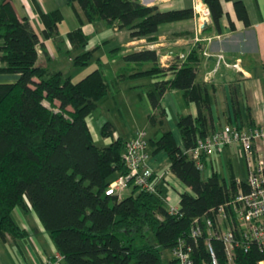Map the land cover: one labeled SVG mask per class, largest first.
I'll list each match as a JSON object with an SVG mask.
<instances>
[{
	"label": "trees",
	"instance_id": "1",
	"mask_svg": "<svg viewBox=\"0 0 264 264\" xmlns=\"http://www.w3.org/2000/svg\"><path fill=\"white\" fill-rule=\"evenodd\" d=\"M80 23L104 20L117 29L127 28L132 37L157 39L158 25L165 21L190 17L193 8L161 10L156 4L141 0H69ZM212 26L220 30L223 14L221 0H203ZM238 18L248 24L242 0H233ZM46 37L58 34L62 15L58 9L40 13ZM230 26L234 23L230 21ZM203 30H208L204 27ZM73 46H84L87 35L81 26L67 31ZM60 35H58V39ZM38 34L25 17L16 13L10 0L0 3V73L16 74L14 79L0 80V239L27 234L18 224L13 209L31 208L48 232L62 264H172L164 263L162 249H171L179 237H188L194 217L201 216L232 197L238 190L235 176L226 179L213 170L206 178L187 154L197 138L209 133L214 125L210 111V93L205 82L196 79L201 58L200 42H195L183 56L160 64L155 47L129 48L121 54L125 65L108 82L102 63L78 80L60 69L38 64ZM123 47H118L122 50ZM115 50V48H114ZM93 50L83 49L72 58V64L83 66ZM144 64H149L144 67ZM172 76L137 85L139 96L145 94L154 111L148 121L159 128L148 138L153 152L163 149L169 158V170L189 189L178 192L179 202L170 210L157 191L133 185L127 195L108 194L106 188L114 177L127 174L128 166L121 153L125 139L115 137L105 145L97 144L91 135L86 116L97 111V101L110 87L119 88L121 80L144 75ZM170 89L180 90L186 101L196 106L195 114L178 116L182 146L173 132L163 126L166 110L160 97ZM251 122H254L250 118ZM114 126L106 120L103 136L113 135ZM202 161L204 159L202 156ZM164 180V179H162ZM220 260L224 250L214 242ZM194 246V245H193ZM196 262L209 260L202 240L194 247ZM261 257L256 246L247 251L236 249L237 264H254Z\"/></svg>",
	"mask_w": 264,
	"mask_h": 264
},
{
	"label": "crops",
	"instance_id": "2",
	"mask_svg": "<svg viewBox=\"0 0 264 264\" xmlns=\"http://www.w3.org/2000/svg\"><path fill=\"white\" fill-rule=\"evenodd\" d=\"M2 1L4 0H0V3ZM242 1L248 14V24H244L238 18L233 0H221L224 12L219 19L218 31L212 26L208 11L206 13L204 10L207 6L203 0H146V2L141 0L146 4H156L161 10L186 7H192L194 10L190 17L160 23L156 31L157 39L149 42L145 37H132L129 29H117L106 24L104 20L95 22L84 20L80 23L74 10L75 7L82 14L77 1L72 3L69 0H10L18 16L27 18L38 34L41 43L36 61L38 64L68 73V64L78 66L72 64L75 54L83 49L93 50L91 58L82 66L84 69L77 77L89 72L100 62L102 64L99 66L110 82L116 76V71L125 65L121 54L131 47L157 48L160 52V64L167 66L174 56L185 55V50L195 42H200L202 52L196 69V79L205 82L208 86L213 125L234 122L243 127L253 125L255 122H264V0ZM55 9H58L62 15L58 22V34L54 37H46L43 32L45 24L40 13ZM230 21L234 23V27L230 26ZM204 22L205 26L202 27ZM78 26H81L82 31L87 35L84 46H73L66 36L67 31ZM204 27H208V30H203ZM58 35H60L59 39ZM118 47L123 49L118 50ZM235 62L237 67L234 65ZM148 66L149 64H144V67ZM16 76V74L0 73V80H10ZM171 76L172 73L168 70L161 76L144 75L126 78L120 81L118 90L110 87L107 94L110 92L111 97L105 99L106 94L100 98L97 101V109L102 108L106 103L111 104V107L117 108L118 114L125 120L124 125L116 127L115 120H112L111 116H106L104 111L91 112L86 116V121L93 140L97 144L105 145L117 136L127 139L140 128L146 129L148 138L151 137L159 126L150 124L148 117L146 120L150 124L149 129L145 125L133 126L123 106L131 105L133 101L130 98L134 94L132 90H137V85ZM136 95L140 97L139 92ZM160 104L166 110L163 126L173 132L176 142L182 146L181 134L176 126L177 119L181 114H195V103L186 101L180 90L170 89L161 95ZM150 109L154 111L151 106ZM250 118L255 121L251 122ZM106 120L114 126L113 135L101 134V126ZM148 145L147 163L154 171L161 173L165 180L172 178L181 182L169 170V158L166 152L163 149L153 152V147L149 143ZM232 147L236 149L237 145L230 143L220 150L203 156V167L208 168L205 178L213 170L219 171L226 179L232 175L236 179L246 178L243 157L239 154L237 157L235 154L233 156ZM262 152L264 149L259 151ZM184 189L189 187L184 184ZM173 191L177 194L175 202L172 201ZM173 191L168 192L170 202L178 206L180 190L178 189L177 192L173 189ZM13 215L18 224L26 229L27 234L18 238L6 234L3 240L0 239V264H38L57 251L34 210L31 208L23 210L16 206Z\"/></svg>",
	"mask_w": 264,
	"mask_h": 264
},
{
	"label": "built area",
	"instance_id": "3",
	"mask_svg": "<svg viewBox=\"0 0 264 264\" xmlns=\"http://www.w3.org/2000/svg\"><path fill=\"white\" fill-rule=\"evenodd\" d=\"M204 10L207 13L208 9ZM234 65L237 67V62ZM233 142L239 143L237 152L246 158L248 174L245 179H236L238 190L232 197L194 217L188 235L191 240L179 237L170 249L172 264H198L193 252L200 240L209 255V260H203L202 264H237L236 249L247 251L253 245L261 252V257L254 264H264V154L261 156L259 153L264 149V122L243 127L234 122L214 126L209 133L198 137L195 145L186 152L202 168V156ZM147 145L148 135L144 128L125 139L121 156L128 166V173L110 180L106 193L119 194L129 185V180L140 188L157 191L163 175L147 163ZM165 198L170 210H175L177 206L171 204L169 194ZM215 240L223 245L222 261L217 254ZM63 259V255L55 251L38 264H62Z\"/></svg>",
	"mask_w": 264,
	"mask_h": 264
},
{
	"label": "rangeland",
	"instance_id": "4",
	"mask_svg": "<svg viewBox=\"0 0 264 264\" xmlns=\"http://www.w3.org/2000/svg\"><path fill=\"white\" fill-rule=\"evenodd\" d=\"M83 69H84V67H82V66L74 67V66H69V64H68V67H67L68 73L64 72V74H66V75L70 74L72 80L76 81L80 78V76L85 74V73H83V74L79 75V77H77V75ZM140 91L141 90L138 88H137V90H132V92H134V94L131 95L130 99L133 102L131 103V105H128V106L124 105L123 110L126 112L128 119L132 120L130 122H133V126L145 125L147 127V129H149L150 124H148V122H147L148 119H147V116L145 114H146V112H150L151 109H150V105L147 102V97L144 94H142L141 97H137L136 94H137V92H140ZM110 97H111V93L109 92V94H107L105 99H109ZM110 107H111V104L106 103L103 105L102 108L99 107L97 109V111H99V112L104 111V114L106 116H111L112 117L111 119L115 120L116 127H122L121 125H124L125 120L120 117V115L118 114L117 108L111 107V109H109ZM233 144L237 145V147H236V149L234 147L231 148V150H232L231 154L233 156L236 155V157H237L238 156L237 148L239 146V143L233 142L232 145ZM147 146H149V145H147ZM263 154H264V152L261 153V156H263ZM241 157H243V160H244V166L246 168V176H247L249 169H248L247 164H246V158L244 156H241ZM207 174H208V168L203 167L201 169L202 177L205 178V176ZM168 180L164 179L162 182V185H163L162 195H163L164 202L166 203V205H169V202L165 198L166 195L169 194L168 193L169 191H173V189H175L178 192V189L179 190L184 189V184H182V182H179L178 180L175 181L172 178L171 179L169 178ZM130 190H131V187H125L122 190H120V195L121 196L127 195L130 192ZM172 193H174L172 201L175 202L177 199V194L174 191ZM170 257H171L170 249L169 248L162 249V260H163V262L166 263L170 259Z\"/></svg>",
	"mask_w": 264,
	"mask_h": 264
},
{
	"label": "water",
	"instance_id": "5",
	"mask_svg": "<svg viewBox=\"0 0 264 264\" xmlns=\"http://www.w3.org/2000/svg\"><path fill=\"white\" fill-rule=\"evenodd\" d=\"M143 2H146V0H143ZM205 26V22L202 24V27Z\"/></svg>",
	"mask_w": 264,
	"mask_h": 264
}]
</instances>
